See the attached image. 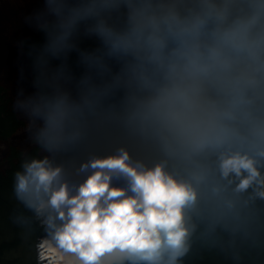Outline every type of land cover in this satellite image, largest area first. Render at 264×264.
I'll return each mask as SVG.
<instances>
[{
	"label": "clouds",
	"instance_id": "9594fccd",
	"mask_svg": "<svg viewBox=\"0 0 264 264\" xmlns=\"http://www.w3.org/2000/svg\"><path fill=\"white\" fill-rule=\"evenodd\" d=\"M46 8L35 57L51 89L39 109L46 150L115 129L159 159L149 166L120 147L82 163L88 174L71 186L52 159L25 162L15 193L48 233L37 264H180L203 200H224L229 189L264 200V0H46ZM82 37L98 46L80 49ZM74 51L78 77L67 65ZM53 59L62 63L48 74Z\"/></svg>",
	"mask_w": 264,
	"mask_h": 264
},
{
	"label": "trees",
	"instance_id": "16d2710c",
	"mask_svg": "<svg viewBox=\"0 0 264 264\" xmlns=\"http://www.w3.org/2000/svg\"><path fill=\"white\" fill-rule=\"evenodd\" d=\"M46 22L23 29L16 45L0 53V222H6L14 232L18 226H26L40 238L46 234L44 217L27 208L15 193V176L23 171L25 162L48 157L64 167L70 184L79 185L88 174L79 172L84 153L113 155L126 147L133 160L149 166L159 159L115 129L102 134L89 130L74 144L58 151L46 150L39 139L43 126L39 109L50 97L51 89L39 76L35 63L36 52L45 42L41 27ZM98 43L95 38L82 37L79 47L91 51ZM61 63L51 60L47 73L55 72ZM67 65L74 76L83 71L75 51L69 55ZM83 140L87 141L86 149L81 147ZM226 200L232 201L231 207ZM191 223L195 229L190 251L180 264H264V200L253 197L251 189L239 195L229 189L224 200H203L192 214Z\"/></svg>",
	"mask_w": 264,
	"mask_h": 264
},
{
	"label": "rangeland",
	"instance_id": "374dc122",
	"mask_svg": "<svg viewBox=\"0 0 264 264\" xmlns=\"http://www.w3.org/2000/svg\"><path fill=\"white\" fill-rule=\"evenodd\" d=\"M50 19L46 0H0V53L16 45L23 29ZM81 147L86 149L87 141L83 140ZM108 155L111 154L105 152L84 153L81 163H85L93 157ZM113 184L125 186L123 179H114ZM45 233L43 237L48 235L47 230ZM41 238L26 226H18L17 231L14 232L6 222H0V264H37V242Z\"/></svg>",
	"mask_w": 264,
	"mask_h": 264
}]
</instances>
